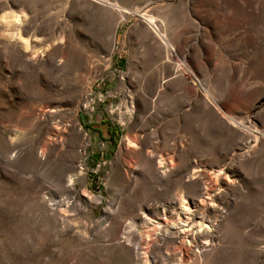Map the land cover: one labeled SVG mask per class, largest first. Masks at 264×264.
Returning <instances> with one entry per match:
<instances>
[{"label":"rangeland","instance_id":"obj_1","mask_svg":"<svg viewBox=\"0 0 264 264\" xmlns=\"http://www.w3.org/2000/svg\"><path fill=\"white\" fill-rule=\"evenodd\" d=\"M221 2L0 0V264H264V26ZM136 24L182 92L113 91Z\"/></svg>","mask_w":264,"mask_h":264},{"label":"crops","instance_id":"obj_2","mask_svg":"<svg viewBox=\"0 0 264 264\" xmlns=\"http://www.w3.org/2000/svg\"><path fill=\"white\" fill-rule=\"evenodd\" d=\"M149 31L140 24H136L124 31L121 40L119 43L117 42L119 45V47L116 46L117 57L113 59L112 66L117 76L121 75L124 78L122 81L119 79L113 80L111 86L114 92H123L127 83L129 86L134 85L131 92H182L178 88V76L176 75L175 66L167 64L163 60L160 37L155 32V36L152 35V31ZM129 42L141 51L149 50L153 52L154 59L138 58V60H135L130 56L129 48L125 49V44ZM172 73L175 74L172 75ZM143 74H146L145 78L142 77Z\"/></svg>","mask_w":264,"mask_h":264},{"label":"bare ground","instance_id":"obj_3","mask_svg":"<svg viewBox=\"0 0 264 264\" xmlns=\"http://www.w3.org/2000/svg\"><path fill=\"white\" fill-rule=\"evenodd\" d=\"M214 2L216 1V4L218 5L219 3L222 5V10L221 11H226V13H240V10L238 9L237 6H228L226 4H222L221 0H213ZM263 1V0H261ZM218 2V3H217ZM240 3L244 4L248 8V14L240 15L241 19L244 20L245 22H253V23H259L260 26H264V7L262 4H257L256 6H252L253 2L247 1V0H239ZM264 2V1H263ZM254 7V11L252 10ZM251 8V9H250ZM260 10V11H259ZM259 14H258V13ZM257 13L258 15H255ZM217 15H214V17ZM226 16V15H225ZM225 18V17H224ZM145 19V18H144ZM148 23L153 24V19H145ZM218 25V22H217ZM263 28V27H262ZM180 215L182 216V219L185 221V225L182 229L178 230V235L181 236L182 238H190L194 235V230L196 229V224L193 223V219L196 218L197 214L195 209L192 211H187L186 209H182L180 212Z\"/></svg>","mask_w":264,"mask_h":264}]
</instances>
